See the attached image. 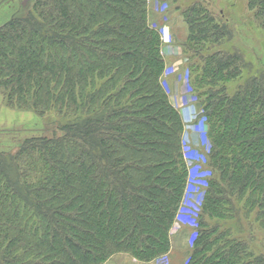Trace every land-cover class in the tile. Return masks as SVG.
Segmentation results:
<instances>
[{
	"label": "trees",
	"instance_id": "1",
	"mask_svg": "<svg viewBox=\"0 0 264 264\" xmlns=\"http://www.w3.org/2000/svg\"><path fill=\"white\" fill-rule=\"evenodd\" d=\"M213 5L184 10L212 172L185 264H264L253 225L236 227L245 212L264 230V67ZM248 5L264 30V0ZM21 12L0 26V96L37 129L0 133V264H170L189 169L151 0H33Z\"/></svg>",
	"mask_w": 264,
	"mask_h": 264
},
{
	"label": "rangeland",
	"instance_id": "2",
	"mask_svg": "<svg viewBox=\"0 0 264 264\" xmlns=\"http://www.w3.org/2000/svg\"><path fill=\"white\" fill-rule=\"evenodd\" d=\"M31 1L33 2V0H18L17 3L14 0H0V26L8 21L14 12H21V9L25 12ZM161 1L168 3L169 6L156 12L154 9L156 4L160 8L161 6L164 7V3H154L151 0L156 14L151 18V23L161 33V39L164 38L162 51L167 54V66L164 72L163 88L184 121L182 147L183 156L189 169L184 202L172 230V250L169 257L170 264H185L188 258L187 254H190L193 241L197 235L199 224L198 218H192L187 214L188 211L185 210V206L199 207L203 201L212 174L207 163V155H209L211 147L206 139L203 110L199 105V98L191 82L190 62L187 60L182 47L189 33V27L184 18V10L193 0ZM211 10L215 14L219 13L220 10L225 11L233 32L232 42L241 47L246 61L250 62L253 68L260 65L264 67V30L259 27L254 12L249 8L248 0H214ZM150 11L152 12V10ZM1 105L4 108L3 115L8 112L12 113L13 116L10 114L4 119L5 123H9L7 125L11 126L12 129H0V133L12 130L11 132L20 135L21 132L27 131L25 127L37 129L34 128L37 119L35 120L36 117L33 114L19 113L6 108L2 103ZM249 225H253L251 237L254 241L252 248L256 253L264 254V230L256 223V216H251L248 220L245 217V212H242L240 225L236 227L248 232ZM247 232L244 235L248 237L251 233L248 234ZM167 263L169 261L165 260V262L157 261L152 264ZM106 264L142 263L136 262L128 255L119 254Z\"/></svg>",
	"mask_w": 264,
	"mask_h": 264
},
{
	"label": "crops",
	"instance_id": "3",
	"mask_svg": "<svg viewBox=\"0 0 264 264\" xmlns=\"http://www.w3.org/2000/svg\"><path fill=\"white\" fill-rule=\"evenodd\" d=\"M1 103L3 104L2 99L0 97V129H8V128L10 129L11 126L7 125L9 123H5L4 119H5V116L6 117H9L10 114L12 116H13V114L12 113H8V112H5L4 115H3L4 108L2 107Z\"/></svg>",
	"mask_w": 264,
	"mask_h": 264
},
{
	"label": "built area",
	"instance_id": "4",
	"mask_svg": "<svg viewBox=\"0 0 264 264\" xmlns=\"http://www.w3.org/2000/svg\"><path fill=\"white\" fill-rule=\"evenodd\" d=\"M162 8H163V9H162ZM164 8H166L165 5H164V7L161 6V7L159 8V6H157V4H156V7H155L154 9L156 10V12H158V11H160V9L164 10ZM162 40L164 41V38H163ZM185 210L188 211L187 214L190 215L192 218H196V216H197V214H198L199 207H196V206H195V208H192V207L186 205V206H185Z\"/></svg>",
	"mask_w": 264,
	"mask_h": 264
}]
</instances>
